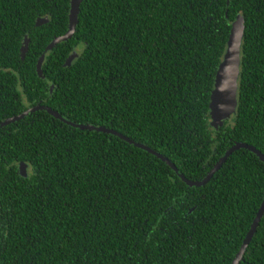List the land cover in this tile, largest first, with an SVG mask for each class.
Returning <instances> with one entry per match:
<instances>
[{"label": "trees", "instance_id": "trees-1", "mask_svg": "<svg viewBox=\"0 0 264 264\" xmlns=\"http://www.w3.org/2000/svg\"><path fill=\"white\" fill-rule=\"evenodd\" d=\"M69 3L0 0V121L49 106L176 170L43 109L1 126L0 264H230L262 202L264 162L239 148L201 186L180 175L203 179L236 142L264 155V0H81L72 36L45 52ZM238 17L237 104L212 127ZM238 264H264V212Z\"/></svg>", "mask_w": 264, "mask_h": 264}, {"label": "water", "instance_id": "water-1", "mask_svg": "<svg viewBox=\"0 0 264 264\" xmlns=\"http://www.w3.org/2000/svg\"><path fill=\"white\" fill-rule=\"evenodd\" d=\"M81 0H70L69 5V12H68V27L64 34L59 35L52 39L46 46L45 52L57 43L67 40L72 36L75 30V26L77 23V15L79 12V4ZM47 19L46 17L38 18L35 25H40L45 22ZM243 37V21L241 18H237L235 21L231 23V29L229 32V36L226 42V48L222 56V60L218 64L214 75V82L213 88L210 94V102H209V111L211 113V117L214 121H218L223 117H230L234 114L236 104H237V87H238V78H239V65H240V46L241 40ZM27 38H24L23 43L20 47V56L23 58L28 48ZM77 55L76 51H73L66 59L65 64L69 65L73 58ZM44 53H42L37 61L36 70L38 75H41V63L43 61ZM46 110L48 113L53 115L54 117L62 120L63 122L80 129H87V130H96L104 133H111L116 135L125 141L134 144L135 146L142 148L149 153L155 155L156 157L160 158L161 160L165 161L172 169L176 170L175 165L168 160L166 157L158 153L157 151L153 150L152 148L145 146L143 144L134 142L130 140L128 137L124 136L123 134L104 126H95L91 124H78L73 123L70 120H66L60 116V114L51 109L49 106L36 104L18 115L9 117L0 121V127L6 125L10 122L16 121L18 119L23 118L25 115L34 112L36 110ZM239 148H245L253 153L262 161L264 162V155L256 149L254 146L236 142L230 146L225 153L218 159V161L214 164V166L210 169L208 174L201 180L198 181H191L184 178L180 175V178L189 186H201L205 184L214 174V172L221 166V164L226 160V158L235 150ZM19 173L21 176H26V169L27 165L24 162H19L18 164ZM264 212V196L262 202L250 224L248 231L245 234V237L242 240V243L235 254L234 258L232 259L230 264H238V262L243 258V254L245 252L246 247L248 246L256 227L261 219V216Z\"/></svg>", "mask_w": 264, "mask_h": 264}, {"label": "rangeland", "instance_id": "rangeland-1", "mask_svg": "<svg viewBox=\"0 0 264 264\" xmlns=\"http://www.w3.org/2000/svg\"><path fill=\"white\" fill-rule=\"evenodd\" d=\"M227 119H229V117L227 118V116H226V117H223V118L219 119V120L216 122V121L213 120V118L211 117V113H210V116H209V123H210V125H211L212 127H216V126H218L219 124H221L223 120H227Z\"/></svg>", "mask_w": 264, "mask_h": 264}]
</instances>
